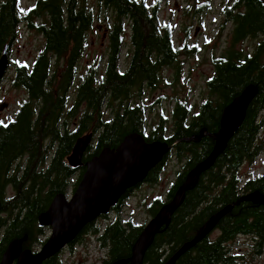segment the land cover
I'll use <instances>...</instances> for the list:
<instances>
[{
	"label": "trees",
	"instance_id": "trees-1",
	"mask_svg": "<svg viewBox=\"0 0 264 264\" xmlns=\"http://www.w3.org/2000/svg\"><path fill=\"white\" fill-rule=\"evenodd\" d=\"M95 7L100 14L113 18L109 45L104 64L91 65L82 73L78 62L88 46L93 24L100 18L94 14ZM202 8L199 5L189 10L201 14ZM159 12V4L148 5L145 0H34L24 11L18 0L1 3L0 55L4 46L10 49L17 41L20 26L36 30L43 38V47L31 64L13 66L11 86L22 89L26 99L11 118L0 120V261L13 243H19L21 251L37 252L46 241V229L38 218L55 196L67 197L70 188L74 192L85 172L84 166L74 170L67 163L77 139L90 135L93 140L82 159L84 165L103 149H116L134 133L147 143L172 146L144 181L158 183L170 158L181 164L164 199L157 197L146 206L152 218L171 201L187 174L215 148V141L206 135L198 143L178 141L197 136L202 130L217 133L223 109L249 86L256 89V95L240 128L186 192L169 225L154 236L142 264H163L219 210L245 195H264V175L249 180L239 175L243 165L251 166L264 153V121L260 119L264 112V4L260 0H235L225 10L227 21L233 25L230 47L211 59L209 98L196 110L186 101L174 99L171 127L160 115V121L145 134L146 112L132 100L139 97L143 87L154 90L164 83L165 68L174 66L177 80L181 58L198 53L195 46L187 47V36L175 47L174 28L160 24ZM257 37L263 39L252 53L244 55L235 49L236 44ZM122 56L126 59L123 70ZM76 175V182L71 183ZM129 197H123L109 217L88 224L70 243L69 251L95 238L106 252L100 264H129L132 247L146 223L135 225L131 217L122 221L121 211ZM100 222L105 223L103 228ZM214 230L218 231L214 240L207 236L175 264H238L240 258L232 254L231 244L241 237L250 239L253 256H264V205L241 202ZM61 263V257L55 255L43 264Z\"/></svg>",
	"mask_w": 264,
	"mask_h": 264
},
{
	"label": "rangeland",
	"instance_id": "rangeland-1",
	"mask_svg": "<svg viewBox=\"0 0 264 264\" xmlns=\"http://www.w3.org/2000/svg\"><path fill=\"white\" fill-rule=\"evenodd\" d=\"M157 0H145L149 4H156ZM161 1V0H160ZM235 0H163L159 4V22L160 24H169L174 28V45L180 44L181 40L187 36V47L195 46L198 53L192 57H182L181 71L177 80L174 77V66L165 68L163 77L166 81L159 83L157 88L149 90L143 87L139 97L132 100L140 104L146 114L145 134L148 133L151 126L160 121V115L166 120L167 127H171V111L174 99L186 101L189 106L196 110L200 104L209 98L207 88L208 80L213 76L212 57L223 55V52L230 47V33L232 24L227 21L225 10L231 7ZM34 0H18V5L22 11L33 4ZM203 5L201 14H195L189 7ZM94 14L100 15L99 20L94 22L93 29L88 36V46L82 58L78 62V70L84 73L91 65L104 64L109 45L108 31L113 18L109 14L101 13L95 7ZM98 27L100 29L98 30ZM124 39H128L127 33ZM260 37L256 39H246L236 44L235 49L244 55L252 53L258 45ZM127 42V41H125ZM43 47V38L36 30H28L25 26H20L18 30V39L8 48L9 67L0 82V104L6 103L8 106L0 111V120L11 118L19 104L26 99L25 92L22 89H14L11 86L12 69L16 63L26 62L31 64L37 52ZM127 44L124 46L126 52ZM125 57L120 60V69L126 66ZM79 81H76L73 90L77 87ZM72 90V91H73ZM264 135V129L262 131ZM93 143V140L92 142ZM261 163V164H260ZM254 170L249 172L250 165H243L239 171L240 177L245 180L248 176L254 178L258 173L264 172V153L260 156ZM181 164L174 158H170L163 167V172L156 184L143 183L128 198L121 211L122 221L128 218L133 219L135 225L148 223L151 219L147 215L146 206L155 198L164 199L168 189L175 180L176 173L180 170ZM257 169V170H256ZM77 175L71 180L75 183ZM72 188L67 198H70ZM102 228L105 223H99ZM50 229L45 232L46 240L50 237ZM218 236V231L212 230L209 239L214 240ZM83 246H76L73 253L64 251L61 257V264H100L99 257H103V250L98 246L95 238L86 240ZM250 239L241 237L231 244V249L240 259L241 264H264V256L254 257L251 253ZM41 246H38L36 251Z\"/></svg>",
	"mask_w": 264,
	"mask_h": 264
},
{
	"label": "water",
	"instance_id": "water-1",
	"mask_svg": "<svg viewBox=\"0 0 264 264\" xmlns=\"http://www.w3.org/2000/svg\"><path fill=\"white\" fill-rule=\"evenodd\" d=\"M260 1L264 4V0ZM8 48L7 45L4 46L0 55V82L10 66ZM255 95L256 89L249 86L227 105L221 113L217 133L209 134L202 130L197 136L178 141L179 143H198L206 135L215 141V148L205 161L187 174L171 201L163 205L145 225L132 247L129 264H142L144 254L154 236L163 226L169 225L172 215L183 203L186 192L197 183L201 174L213 165L217 156L224 151L227 142L240 128L246 110ZM7 106L6 103L0 104V111ZM91 142L90 135L77 139L67 158V163L72 169L85 167V172L71 199L63 195L55 196L47 210L38 218L41 227L50 229V237L37 252L21 251L19 243L11 244L2 256L0 264H43L57 255L73 242L88 224L100 216H108L111 208L128 190L143 184L149 172L162 162L172 148L161 142L147 143L140 134L134 133L125 137L116 149H103L98 156L84 165L82 159ZM178 142H175L173 146ZM241 202L264 205V195L258 192L251 193L219 210L191 241L182 245L163 264H175L183 254L209 236L218 222Z\"/></svg>",
	"mask_w": 264,
	"mask_h": 264
},
{
	"label": "flooded vegetation",
	"instance_id": "flooded-vegetation-1",
	"mask_svg": "<svg viewBox=\"0 0 264 264\" xmlns=\"http://www.w3.org/2000/svg\"><path fill=\"white\" fill-rule=\"evenodd\" d=\"M2 2H3V0H0V7H1V3H2ZM161 2H163V0H161V1H160V0H157V1H156V4H160ZM260 119H262V120L264 121V112L261 114ZM262 129H264V123H263V128H262ZM263 136H264V135H263ZM139 186H140V185H138V186H136V187H134V188L128 190V191L126 192V194L123 195V196L120 198V200H121L123 197H125L127 194L131 196V195L134 193V191H135L136 189L139 188ZM72 194H73V191H72ZM72 194H71V196H72ZM68 195H69V194H68ZM71 196H70V197H71ZM67 197H68V196H67ZM67 197H66V198H67ZM68 199H71V198H68ZM120 200L118 201V203L120 202ZM118 203H117V204H118ZM117 204H116V205H117ZM116 205H115L114 207H112V208H115ZM112 208H111V209H112ZM110 211H111V210H110ZM110 215H111V212L109 213L108 216H100V217H99L97 220H95L94 222L96 223L98 220H101L103 217H109ZM148 222H149V221H148ZM146 224H147V223H145V225H146ZM144 227H145V226H144ZM44 229L47 230V229H49V228H44ZM79 234H80V233H79ZM79 234H78V235H79ZM78 235H77V236H78ZM77 236H76V237H77ZM249 245H250V244H248V246H249ZM69 246H70V244H69L66 248H64L62 251H60L57 255L61 256V255L63 254L64 251H67V252L73 253L74 251H69V249H70ZM101 250L104 251V249H101ZM37 251H38V250H37ZM102 253H103L104 255H103V257H99V258H98L99 261H101V259L104 258V257L106 256V252H105V251L102 252ZM232 254L235 255V253H233V251H232ZM235 256H236V255H235ZM236 257H238V256H236ZM254 257H255V256H254ZM14 263H16V262H14ZM238 264H241V262L238 263Z\"/></svg>",
	"mask_w": 264,
	"mask_h": 264
}]
</instances>
